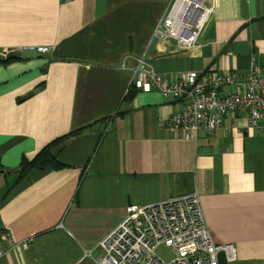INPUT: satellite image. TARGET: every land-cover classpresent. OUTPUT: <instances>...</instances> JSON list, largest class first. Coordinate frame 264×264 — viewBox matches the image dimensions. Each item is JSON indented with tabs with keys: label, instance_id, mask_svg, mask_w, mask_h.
<instances>
[{
	"label": "crops",
	"instance_id": "1",
	"mask_svg": "<svg viewBox=\"0 0 264 264\" xmlns=\"http://www.w3.org/2000/svg\"><path fill=\"white\" fill-rule=\"evenodd\" d=\"M170 2L0 0V54H49L0 63V264H94L85 252L100 254L129 206L192 193L235 264H264V119L259 131L244 114L226 117L184 140L158 123L180 103L130 85L139 60L166 79L247 76L253 58L264 74V0H212L189 48L154 38ZM58 139L63 167L18 181L21 160Z\"/></svg>",
	"mask_w": 264,
	"mask_h": 264
},
{
	"label": "built area",
	"instance_id": "2",
	"mask_svg": "<svg viewBox=\"0 0 264 264\" xmlns=\"http://www.w3.org/2000/svg\"><path fill=\"white\" fill-rule=\"evenodd\" d=\"M212 12V0H171L155 27L154 38L173 39L181 48L192 47ZM143 64L139 60L133 69L131 87L143 93L158 90L164 99L179 102L181 108L158 123L166 130L179 132L184 140L196 139L199 131L211 134L222 127L226 117L240 114L246 115L248 127L263 130L257 122L264 119V74L255 58L247 76L189 71L166 79ZM223 88L226 92L220 93ZM161 244L173 251L174 257L168 263L155 253ZM22 247L27 248V243ZM96 247L100 250L98 256H92L91 251L84 254L94 264H220L219 253L225 264L236 262L232 245H217L211 239L197 193L129 206L123 220Z\"/></svg>",
	"mask_w": 264,
	"mask_h": 264
},
{
	"label": "trees",
	"instance_id": "3",
	"mask_svg": "<svg viewBox=\"0 0 264 264\" xmlns=\"http://www.w3.org/2000/svg\"><path fill=\"white\" fill-rule=\"evenodd\" d=\"M13 61V60H10ZM130 96V95H129ZM82 130L75 131L70 136H75L81 133ZM64 139H58L48 146L44 147L34 158L31 160L23 158L20 162L18 169V181L27 178L30 172L34 170L43 171L46 169L59 170L63 165L58 162L57 155L53 152L55 146L60 144Z\"/></svg>",
	"mask_w": 264,
	"mask_h": 264
},
{
	"label": "water",
	"instance_id": "4",
	"mask_svg": "<svg viewBox=\"0 0 264 264\" xmlns=\"http://www.w3.org/2000/svg\"><path fill=\"white\" fill-rule=\"evenodd\" d=\"M47 59L49 54L47 53H38L36 50L23 49L19 51H11L4 54H0V63L8 62L10 60H31V59ZM218 259L220 264H225L223 254H218Z\"/></svg>",
	"mask_w": 264,
	"mask_h": 264
},
{
	"label": "rangeland",
	"instance_id": "5",
	"mask_svg": "<svg viewBox=\"0 0 264 264\" xmlns=\"http://www.w3.org/2000/svg\"><path fill=\"white\" fill-rule=\"evenodd\" d=\"M155 253L165 263H168L174 257L173 251L162 244L155 249ZM237 264L241 263L238 261Z\"/></svg>",
	"mask_w": 264,
	"mask_h": 264
}]
</instances>
